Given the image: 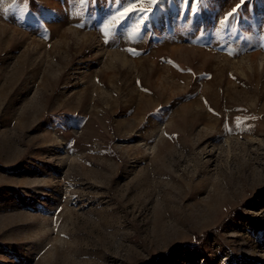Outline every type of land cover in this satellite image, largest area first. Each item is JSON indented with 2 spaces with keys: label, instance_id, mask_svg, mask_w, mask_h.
Masks as SVG:
<instances>
[{
  "label": "rangeland",
  "instance_id": "rangeland-1",
  "mask_svg": "<svg viewBox=\"0 0 264 264\" xmlns=\"http://www.w3.org/2000/svg\"><path fill=\"white\" fill-rule=\"evenodd\" d=\"M124 7L0 0V264H264V0Z\"/></svg>",
  "mask_w": 264,
  "mask_h": 264
},
{
  "label": "snow or ice",
  "instance_id": "snow-or-ice-1",
  "mask_svg": "<svg viewBox=\"0 0 264 264\" xmlns=\"http://www.w3.org/2000/svg\"><path fill=\"white\" fill-rule=\"evenodd\" d=\"M123 2L127 3V7H124L123 10L119 13V17L121 19L131 18L132 15L137 13L143 14L145 12H153V8L149 7L146 9L144 7V0H123ZM159 2H162V0H159ZM190 2H196V0H190ZM244 2H247V0H244ZM150 3L158 7V0H150ZM230 15L235 16L236 13L233 12Z\"/></svg>",
  "mask_w": 264,
  "mask_h": 264
}]
</instances>
